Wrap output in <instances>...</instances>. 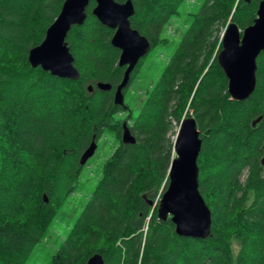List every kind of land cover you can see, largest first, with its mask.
Wrapping results in <instances>:
<instances>
[{"label":"trees","instance_id":"16d2710c","mask_svg":"<svg viewBox=\"0 0 264 264\" xmlns=\"http://www.w3.org/2000/svg\"><path fill=\"white\" fill-rule=\"evenodd\" d=\"M130 1L131 28L151 50L171 52L134 115L127 104L113 103L124 72L110 44L113 31L91 15L93 0L84 24L66 39L77 81L27 62L64 0H0V264H26L80 190L90 166H80L81 154L93 137L98 143L108 134L117 147L49 264H86L94 254L104 264H264V52L256 60L255 90L241 102L230 99L217 63L226 26L252 25L260 0ZM177 18L183 30L172 45L163 34ZM101 82L111 91L98 90ZM118 114H127L135 144L122 143ZM188 117L202 140L198 189L211 212L205 240L178 237L169 219H157L175 129Z\"/></svg>","mask_w":264,"mask_h":264},{"label":"water","instance_id":"95a60500","mask_svg":"<svg viewBox=\"0 0 264 264\" xmlns=\"http://www.w3.org/2000/svg\"><path fill=\"white\" fill-rule=\"evenodd\" d=\"M90 1L64 0L57 18L47 28L42 42L28 52L27 62L32 69L40 68L59 79H79L66 39L73 26L84 24ZM93 1L95 5L91 9V15L101 25L113 31L110 44L120 52L118 67L126 66L123 78L113 95V103L126 108L123 91L129 84L131 73L139 61L149 54L151 46L144 36L131 28L130 18L135 11L130 0L123 3L114 0ZM261 52H264V0L258 3L252 25L241 31L235 23H230L222 34L217 63L227 79V91L231 100L241 102L254 92L256 60ZM96 88L102 92L111 90L110 84L102 82L97 83ZM92 89L91 85L88 86L89 92ZM259 121L260 118L256 119L252 125ZM121 141L125 145L135 144L126 123L122 124ZM173 145L175 158L169 167L167 188L158 202L157 219H169L178 237L205 240L211 235V212L198 189L197 160L202 140L194 118L188 117L180 122ZM96 148L97 143L93 137L79 158L80 166H84L94 156ZM43 200L47 202L45 197ZM86 264H104V260L101 255L94 254Z\"/></svg>","mask_w":264,"mask_h":264},{"label":"rangeland","instance_id":"374dc122","mask_svg":"<svg viewBox=\"0 0 264 264\" xmlns=\"http://www.w3.org/2000/svg\"><path fill=\"white\" fill-rule=\"evenodd\" d=\"M195 0H189V6L194 5ZM194 7V6H193ZM189 8V7H188ZM182 28V21L178 18L172 20L164 30V36L174 45L178 42ZM242 31V30H241ZM68 42V41H67ZM171 55L170 51L160 52L158 49L150 50L149 54L141 62L137 75L134 76V82L130 89L124 94V103L128 105L134 115L136 108L144 98L143 88L154 80L160 73L163 64ZM127 114H118L117 118L125 123ZM178 126L175 129L177 132ZM117 147L115 137L111 134L104 135L97 143L94 156L89 160L90 166L79 178L80 190L75 191L64 204L60 215L55 219L46 237L34 249L31 257L26 264H49L50 259L55 255L57 248L65 238L67 232L72 227L74 220L79 215L82 205L89 195L90 188L94 187L100 177L101 167ZM245 178L243 173L242 179ZM160 200V198H159ZM233 252L237 254L238 246L233 243Z\"/></svg>","mask_w":264,"mask_h":264},{"label":"flooded vegetation","instance_id":"af4514ba","mask_svg":"<svg viewBox=\"0 0 264 264\" xmlns=\"http://www.w3.org/2000/svg\"><path fill=\"white\" fill-rule=\"evenodd\" d=\"M140 62V61H139ZM137 67V66H136ZM135 67V68H136ZM121 69H123V72L125 71V69H126V66H124V67H121ZM135 70V69H134ZM134 70H133V72L131 73V75H133V73H134ZM131 75H130V79H131ZM129 85V84H128ZM116 89V88H115ZM115 89L113 90V95H114V92H115ZM125 90V89H124ZM111 91V90H110ZM123 94H124V91H123Z\"/></svg>","mask_w":264,"mask_h":264},{"label":"bare ground","instance_id":"6f19581e","mask_svg":"<svg viewBox=\"0 0 264 264\" xmlns=\"http://www.w3.org/2000/svg\"><path fill=\"white\" fill-rule=\"evenodd\" d=\"M72 55V54H71ZM73 57V56H72ZM73 65H74V62H73ZM75 67V66H74ZM76 69V68H75ZM77 70V69H76ZM78 71V70H77ZM46 73H48V72H46ZM79 73V72H78ZM50 74V73H49ZM52 76V75H51ZM55 77V76H54ZM79 77H80V74H79ZM77 81V80H76Z\"/></svg>","mask_w":264,"mask_h":264}]
</instances>
